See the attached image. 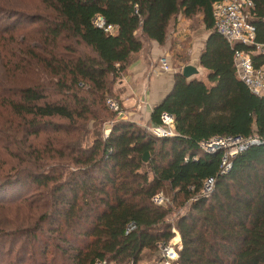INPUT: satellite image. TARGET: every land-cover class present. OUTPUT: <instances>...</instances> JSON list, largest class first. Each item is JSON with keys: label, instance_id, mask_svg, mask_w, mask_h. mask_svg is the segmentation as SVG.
<instances>
[{"label": "trees", "instance_id": "1", "mask_svg": "<svg viewBox=\"0 0 264 264\" xmlns=\"http://www.w3.org/2000/svg\"><path fill=\"white\" fill-rule=\"evenodd\" d=\"M215 1L0 0V264H138L150 254L156 264L172 226L178 264H264V95L237 78L233 48L213 27ZM252 1L264 44V0ZM197 13L204 78L175 71L149 113L152 125L171 115L175 134L155 137L110 112L105 98L117 101L112 85L133 54L164 46L176 17ZM95 15L114 31L95 27ZM225 135L259 142L220 172L222 150L197 143ZM160 191L168 204L152 202Z\"/></svg>", "mask_w": 264, "mask_h": 264}, {"label": "built area", "instance_id": "2", "mask_svg": "<svg viewBox=\"0 0 264 264\" xmlns=\"http://www.w3.org/2000/svg\"><path fill=\"white\" fill-rule=\"evenodd\" d=\"M253 10L252 0H217L212 3L211 17L214 30L233 48L232 60L237 78L256 96L264 95V65L254 66L252 55L259 54L264 57V44L255 39L256 30L251 22ZM95 27L112 33L114 26L106 24L100 15L93 16L91 20ZM237 46V48H236ZM246 47L241 49L239 47ZM170 63L166 55H159L155 63L149 69V77L156 78L160 74L171 72ZM105 103L110 112L119 118L124 117V111L120 104L112 97L106 96ZM145 105L144 100L139 99L134 107L140 111ZM125 118V117H124ZM159 124L145 126L146 131L155 137H169L175 134L173 118L167 113H161ZM107 133V130L105 131ZM259 140L255 137L243 138L239 135L211 136L198 141V148L205 153H212L222 150L219 170L224 172L229 167V159L239 151H242L250 144H256ZM213 179L207 178L202 184L200 194L206 195L212 187ZM156 205H166L169 198L161 191L151 198ZM186 205V204H185ZM185 206H183V209ZM183 212V211H182ZM181 213V211H180ZM133 227L132 223L127 224L125 232ZM172 235L166 241L158 242L156 264H178V251L180 249V237L177 230L171 227ZM100 264V263H95ZM126 264H132L128 262Z\"/></svg>", "mask_w": 264, "mask_h": 264}, {"label": "crops", "instance_id": "3", "mask_svg": "<svg viewBox=\"0 0 264 264\" xmlns=\"http://www.w3.org/2000/svg\"><path fill=\"white\" fill-rule=\"evenodd\" d=\"M179 17V15L176 17V21H180ZM172 35L174 36L175 33ZM205 37L200 42L198 48H191L190 60L197 62ZM165 48V46H158L153 41L144 42L141 49L133 54L123 75L117 78L112 85V93L117 101L120 102V106L125 114L124 117L138 125H142L141 120H143L144 124L149 123L151 109L161 101L172 87L174 72L163 73L156 78L149 77V69L155 63L158 56L167 54L165 53ZM139 99L144 100L145 105L140 111H137L134 104Z\"/></svg>", "mask_w": 264, "mask_h": 264}, {"label": "rangeland", "instance_id": "4", "mask_svg": "<svg viewBox=\"0 0 264 264\" xmlns=\"http://www.w3.org/2000/svg\"><path fill=\"white\" fill-rule=\"evenodd\" d=\"M31 3L32 0H26ZM180 21L174 22V25L170 26L167 30V41L165 43V53L168 55V59L170 62V66L172 71H179L182 68L183 64L194 65L198 68V73L194 75L196 78H204L205 71H203L195 60H190V50L191 48H198L200 46V42L203 41V38L207 35V31L203 28L201 23V16L199 13L194 16L184 19L181 16L179 17ZM179 22V23H178ZM178 26H177V24ZM177 26V27H176ZM30 29V27H27ZM175 35L173 36L172 34ZM194 57V56H193ZM124 119V117H123ZM141 127L145 128V126H149L150 123L144 124L143 120H141ZM108 128V124H103L102 133L104 134ZM146 130V129H145ZM185 206V205H183ZM183 206H178L167 215L169 221H173L176 215H179L184 211ZM181 211V213H180ZM146 260L140 261L138 264H148L147 262L151 260V254L146 256Z\"/></svg>", "mask_w": 264, "mask_h": 264}, {"label": "water", "instance_id": "5", "mask_svg": "<svg viewBox=\"0 0 264 264\" xmlns=\"http://www.w3.org/2000/svg\"><path fill=\"white\" fill-rule=\"evenodd\" d=\"M184 78H190L193 77L195 74L198 73V69L194 65L186 64L182 66L180 72H179ZM143 162L147 160V153L145 152L142 156Z\"/></svg>", "mask_w": 264, "mask_h": 264}]
</instances>
